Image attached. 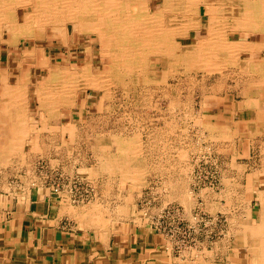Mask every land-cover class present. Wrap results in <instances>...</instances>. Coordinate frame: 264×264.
I'll return each instance as SVG.
<instances>
[{
	"label": "rangeland",
	"instance_id": "374dc122",
	"mask_svg": "<svg viewBox=\"0 0 264 264\" xmlns=\"http://www.w3.org/2000/svg\"><path fill=\"white\" fill-rule=\"evenodd\" d=\"M149 1L153 8L163 3V0ZM198 8L196 6L195 14H198ZM29 11L30 8H23L19 12V20ZM199 15L200 28L190 29L187 33L181 31L172 39L177 54H187L188 57L169 66L159 55L146 53L142 67L132 75L124 72L121 59L102 52L101 43L94 35L78 34L70 27L65 35L56 31L53 36L47 30L48 33L37 40L35 47L45 50L53 63L61 64L64 69L65 65L74 69H79L80 64L84 67L83 60H79V51L85 52L83 58L89 57L91 52L89 58L93 59V74L105 78L101 82L106 85L103 89L106 93L102 89L78 88L73 78L70 82L74 83L66 85L65 89L71 86L70 91H75L76 107L65 109L59 101L56 112L49 114L44 109L39 112V104L33 95L38 85L32 87L33 103L30 116L25 120L29 126V137L24 140L23 146L27 145L17 159L26 166L36 160V173L40 180H43L39 176L40 171L58 169L64 176L85 182L94 190L95 198L75 206L91 207L99 219L102 218L101 221L109 218L135 219L136 223L147 224L153 230L162 221L168 228L175 221L191 223L201 229L207 223L208 239L204 243L202 236V244L195 245V248L201 245L210 248L221 240L231 251L243 235L241 220L254 224L260 203L264 201V71L252 66L250 72H244L243 61L248 56L240 51L235 52L238 65L229 63L218 40H214L212 45L209 43L210 46L205 45L202 50L207 59L212 55L208 60L212 68L200 65L193 55L199 39L204 36L208 17L202 13ZM224 18L221 23L217 22V29L222 31L226 44L237 46L235 42L241 34L238 31L229 33L227 30L234 24L228 17ZM186 23L182 20L177 25ZM228 33L229 37L226 36ZM20 41L24 43L22 38ZM255 41V38H249L247 44L258 47L259 43ZM23 43L19 44L20 48ZM254 56L258 59L264 54L254 53ZM108 59L110 69L103 63ZM257 62L263 61L258 59ZM34 72L37 80L46 77V71L34 69ZM247 82L248 85L245 84ZM248 98L254 100L249 104L242 103ZM81 99H85V107L79 118ZM233 110H239L237 118L241 122L230 125L228 129L222 127L225 123L220 119L222 114ZM229 118L228 113L226 119ZM136 138L138 140L134 141ZM11 164L9 162L8 165ZM57 165H63L64 171ZM26 166L8 167L7 170L8 173L11 170L13 174L28 176L30 173ZM125 167L133 172L124 173ZM103 194H112L115 198L108 204ZM129 201L132 206L131 212L127 213L129 208L123 210L120 207Z\"/></svg>",
	"mask_w": 264,
	"mask_h": 264
},
{
	"label": "crops",
	"instance_id": "0c3cea01",
	"mask_svg": "<svg viewBox=\"0 0 264 264\" xmlns=\"http://www.w3.org/2000/svg\"><path fill=\"white\" fill-rule=\"evenodd\" d=\"M242 1L248 14L243 20L238 19L240 22L231 20L234 25L228 32L238 31L241 34L238 37L245 35L247 41L255 38L259 46H254L253 53L264 54V49H260L264 48V1ZM20 43L23 42L0 40V168L3 169L0 174V264H257L252 246H256L259 253L264 247L259 239L251 243L239 239L232 252L221 240L210 248L201 245L178 251L172 242L147 224H138L129 218L101 221L89 206H75L66 194H52L36 173V160L26 166L17 159L27 143L18 149L5 145V140L17 129L18 120L29 118L33 103L31 88L35 85V72L28 66L27 45L23 43L20 48ZM84 54L79 51V60H83ZM247 100L253 101L248 98L242 103H248ZM83 102V99L79 100V118L84 109ZM238 112L223 113L220 119L226 124L222 127L239 124ZM228 113L230 118L226 119ZM9 162L12 164L8 165ZM15 166L28 167L30 174L22 176L11 170L8 173L7 168ZM62 166L56 167L64 171ZM102 196L108 204L115 198L112 194ZM131 206L129 201L120 208H129L127 213H130Z\"/></svg>",
	"mask_w": 264,
	"mask_h": 264
},
{
	"label": "bare ground",
	"instance_id": "6f19581e",
	"mask_svg": "<svg viewBox=\"0 0 264 264\" xmlns=\"http://www.w3.org/2000/svg\"><path fill=\"white\" fill-rule=\"evenodd\" d=\"M242 2H243L242 0H163L162 6H160L158 8L157 7L153 8L152 3L149 0H0V40L3 42L17 43V42H19V39L22 38L24 40V43L28 47V49L26 51L28 61H29L28 66L33 67L34 69H37V70L46 71V77L45 78L40 77L38 80L35 79L36 81H35L34 88H36L38 85V87H37L38 89L37 90L34 89L33 95L35 96L34 99L39 104V112H41L44 109L46 111V113L52 114V112H56L55 110L57 109V106L59 105L58 104L59 101H60L61 106H64L65 109L71 108V107L72 108L76 107L77 103H75V95H76L74 93L75 91L74 92L70 91L72 89L71 86L68 87L67 89H65L66 85H70V84L74 83V82L73 83L70 82L73 78L77 82L76 87L82 88V89L91 88L93 90H100V89L103 90L105 84L103 82H101V80H104L105 78H99V76H96L97 75L96 73L93 74V70H92L93 69V59L89 58L91 55V52H89L90 55L87 52L89 57L83 58V62L85 63V66L84 67L80 66L79 69H78V67H75V69L73 67H68V65H65L66 69H64L61 67V64L55 65L53 63L51 56H47L45 54V50H40V49H37L35 47L37 40L39 38H44L45 37L44 34H46L47 30H49V32L53 36H55L56 31H58L60 33V35H65L66 31L70 27L73 32H76L78 34L83 32V33L94 35L97 38V40L101 43L102 52H105L106 54L108 52L107 55H112L113 57L115 55L119 58V60L121 59L124 63V72L132 75V73H136L138 71V68L145 61V58H143V55L146 53H153V54L155 53V54L159 55L161 57L163 63H165L166 65H169V66L171 64L173 65V64L177 63L178 61L183 60L186 57H188L187 54H185V55L177 54L178 52L176 50V46L174 45L175 43L173 44V42H172V39L176 35L182 33L181 31L187 33L190 29L200 28L199 27V20H200L201 15H199V14L202 13V15L205 14L208 17V19L206 22V27L204 29V36L202 37V39H199L200 41L198 42L197 50L195 51L196 54L194 53L195 55H193L194 57L197 58L196 61H198V63L200 65L205 67L206 65H209L208 60L212 59L211 58L212 55L209 57L210 59H207L208 58L207 55L203 54L202 50L205 47V45L208 46L209 43L212 45L215 42L214 40H218V42L220 43V47L222 48L221 50L223 52H225V55H227L228 60H230L229 63H235L236 65H238L235 52L240 51V52H243L245 55L248 56V58L246 60L244 59V61H243L242 68H243V70H245L244 72H250L249 70L252 66L259 67V68H261V70L263 68V70H264V57L260 56L261 58H258V59L263 61L262 63L257 62L258 59L255 58L254 53H253V49H255V47H250L247 44V37L245 35H244V37L239 38V40H237V42H235V44L237 46L232 47V46L226 44L222 31L220 29H217L218 28L217 22L224 20L225 19L224 17H228L229 20H238V19L243 20L245 18L244 16L248 13L246 12L244 7L242 6ZM254 2H256V1H254ZM246 5H248V4H246ZM196 6L199 7L198 8V14H195ZM23 8H26V9L30 8V11L24 13L21 20H19V12L22 11ZM196 15H198V17H196ZM181 18H183L182 19L183 21L187 22L186 23L187 25H185V24L184 25L183 24L177 25V22L179 23L180 21H182ZM189 21H192V22L190 23ZM200 23H201V21H200ZM179 25H180V27H179ZM246 25H243V26H246ZM247 26L249 27V25H247ZM235 27H236V25H235ZM248 30H249V28H248ZM227 31H229V30H227ZM252 31H253V29H252ZM3 34H6V35H3ZM42 35H43V37H42ZM60 37H62V36H60ZM263 39H264V36H263ZM64 41H65V39H64ZM30 44L32 45V48L30 47ZM210 44H209V46H210ZM213 47H215V46H213ZM182 51H183V49H182ZM102 57H104V56H102ZM239 61H240V59H239ZM103 63L106 66H109V69H110V60L109 59L107 60V62L103 61ZM120 65L122 66L123 64H120ZM228 65H231V64H228ZM115 70H117V69H115ZM168 71H170V70H168ZM254 72H255V70H254ZM256 72H257V70H256ZM260 72H262V71H260ZM117 73H119V72H117ZM140 75L143 76V74H140ZM121 76H124V74H122ZM36 78H37V76H36ZM146 78H147V76H146ZM146 78H143V79H146ZM249 79L250 78H247V80H249ZM215 82H217V81H215ZM107 84H109V83H107ZM245 84L248 85V82ZM253 86H255V85H253ZM19 88H20V86H19ZM18 91H20V89ZM20 93H21V91H20ZM104 93H106V92L104 91ZM9 96H10V94H9ZM102 99H103V97H102ZM216 99H215V101H216ZM18 100H19V97H18ZM84 101H85V99H84ZM103 101H104V99H103ZM247 102H248V100H247ZM254 112H255V109H254ZM260 112H261V110H260ZM14 113H16V112H14ZM22 114H23V112L20 115L22 116ZM54 114H56V113H54ZM260 115H261V113H260ZM262 115L264 117V114H262ZM190 116H192V115H190ZM42 117L44 118L45 116H42ZM258 117H259V115H258ZM263 117H262V120H263ZM25 120H26V118H24V119L21 118L20 120H18L19 125L16 126L17 129L15 128V131H14L17 134H14V132H13V134L8 136L9 137L7 139L8 141H6L7 144H5V145H7V147L11 146L13 149V148H17L18 146H19V148L23 146L24 140L29 137V126L26 125ZM251 122H252V120H251ZM200 124H201V122H200ZM207 127H209V126H207ZM214 128H216V127H214ZM10 133H12V130L10 131ZM246 135H247V132H246ZM112 136L114 137V135H112ZM149 137H151V136H149ZM115 139H117V138H115ZM135 140L137 141L138 139L136 138V139H134V141ZM225 140H226V138H225ZM111 141H112V139H111ZM222 141H224V140H222ZM218 143H221V142L219 141ZM135 144H136V142H135ZM114 145H115V143H114ZM140 150H142V149H140ZM142 152H143V150H142ZM102 154H100V155H102ZM114 156H116V155H114ZM261 156H262V154H261ZM135 158H137V157H135ZM98 159H99V157H98ZM109 159H110V157H109ZM113 159H115V158H113ZM135 161H137V160L135 159ZM125 164H126V162L124 163V165ZM137 164H139V163H137ZM141 164H143V161L141 162ZM134 165H136V164H134ZM126 167H128V166H126ZM138 167H139V165H138ZM235 169H237V168H235ZM130 170L128 168H126L124 173H126L127 171H129V173H130ZM239 170H240V168H239ZM254 171H255V169H254ZM120 172H121V170H120ZM181 173H183V172H181ZM127 174H128V172H127ZM241 174L242 173H240V175ZM251 174H252V171H251ZM253 184H255V183H253ZM246 187H248V186H246ZM256 192H258V191H256ZM252 193L253 192H251V195H252ZM260 193H262V192H260ZM258 197L260 198V195ZM94 203H96V202H94ZM261 204L262 205L259 208L258 215L256 217V220L254 221L255 222L254 224L251 225L248 222V220H246L245 222H244V220H241L242 222H241L240 226L242 227V230H240V231L243 232V235L240 237V240H244L245 243L246 242L251 243L252 240L259 239V243L262 244V246H264V201H262ZM240 216H242V215H240ZM244 216H245V214H244ZM101 220H102V218H101ZM239 220H240V218H239ZM233 227H234V225H233ZM252 247H253V251H254L253 255L256 257V263L257 264H264V247H261L262 249L259 253L256 251V246L255 247L252 246ZM237 250L238 249H236V251ZM248 251L249 250H247V252ZM237 261H238V259H237Z\"/></svg>",
	"mask_w": 264,
	"mask_h": 264
},
{
	"label": "built area",
	"instance_id": "2783aa9c",
	"mask_svg": "<svg viewBox=\"0 0 264 264\" xmlns=\"http://www.w3.org/2000/svg\"><path fill=\"white\" fill-rule=\"evenodd\" d=\"M44 172V173H42ZM2 171L0 170V174ZM39 176L43 177V183L49 187L52 194L61 196L66 194L67 199L73 205L84 204L85 202L93 199L95 197L94 190L88 186L85 182L79 179L69 178L64 176L62 172L57 170H48V172L40 171ZM162 213V211H161ZM164 214V212L162 213ZM163 219V216H162ZM207 223H204L203 229L199 226L195 227L191 223H182L181 221H175L171 227L168 228L165 226V223L162 221L158 226H154V229L157 233L162 235L165 239L172 242L178 251H182L188 247H194L195 245L201 243V237L205 243L208 239ZM163 226V227H162Z\"/></svg>",
	"mask_w": 264,
	"mask_h": 264
}]
</instances>
